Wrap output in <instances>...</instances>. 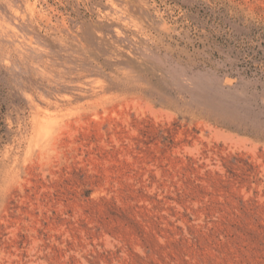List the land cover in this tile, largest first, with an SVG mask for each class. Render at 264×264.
<instances>
[{"label":"rangeland","instance_id":"374dc122","mask_svg":"<svg viewBox=\"0 0 264 264\" xmlns=\"http://www.w3.org/2000/svg\"><path fill=\"white\" fill-rule=\"evenodd\" d=\"M0 264H264V0H0Z\"/></svg>","mask_w":264,"mask_h":264}]
</instances>
